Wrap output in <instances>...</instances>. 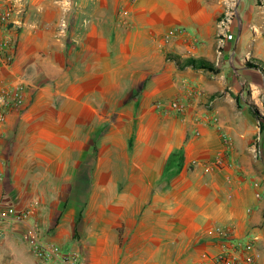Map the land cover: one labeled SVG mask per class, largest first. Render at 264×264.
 <instances>
[{
    "label": "crops",
    "instance_id": "obj_1",
    "mask_svg": "<svg viewBox=\"0 0 264 264\" xmlns=\"http://www.w3.org/2000/svg\"><path fill=\"white\" fill-rule=\"evenodd\" d=\"M224 2L18 0L0 85L23 81L26 95L0 122V206L26 219L1 224L0 245H31L37 229L80 264H213L253 237L264 264V134L225 73L185 64L219 68L232 43L264 67V3L231 41L217 36ZM175 97L183 112L157 105ZM216 155L219 169L193 164Z\"/></svg>",
    "mask_w": 264,
    "mask_h": 264
},
{
    "label": "built area",
    "instance_id": "obj_2",
    "mask_svg": "<svg viewBox=\"0 0 264 264\" xmlns=\"http://www.w3.org/2000/svg\"><path fill=\"white\" fill-rule=\"evenodd\" d=\"M18 0H0V60L9 65L14 58L15 34L22 20L16 14L19 13ZM230 16L219 18L217 22V36L232 38L227 33ZM26 85L23 81L15 83L2 82L0 85V122H4L6 115L11 110H19L25 101ZM163 111L183 112L186 103L180 97H175L164 102H157ZM220 155L211 160L201 162L194 160L193 164L201 165L205 172H210L221 167ZM26 213L18 211L12 206H0V238L3 236L1 224L4 222H23ZM215 231L225 238L227 227L216 225ZM32 235L31 248L40 261V264H80L78 254L64 250L58 244L42 240L37 229H30ZM255 238L250 237L245 241L223 243L220 252L211 256L213 264H260L261 252L256 246Z\"/></svg>",
    "mask_w": 264,
    "mask_h": 264
},
{
    "label": "rangeland",
    "instance_id": "obj_3",
    "mask_svg": "<svg viewBox=\"0 0 264 264\" xmlns=\"http://www.w3.org/2000/svg\"><path fill=\"white\" fill-rule=\"evenodd\" d=\"M262 3H264V0H225L219 18L230 16L227 33H231L233 37H224V39L233 41L236 38L237 31H241L246 17L257 16V11L262 13V7H258V4ZM249 32L251 33V30ZM249 32L244 31L239 36V46H252L254 42L250 40ZM234 50L235 47L231 43L225 52L222 65L215 68L217 71L213 72L225 73V90L235 99L239 109L248 111L250 115L257 118L259 131L264 134V87H262L264 85V67L253 62L249 55H244L241 58L237 56L236 59ZM255 51L256 56H264V50H261V48ZM252 83L259 86L258 92H255L256 97L252 95ZM255 98H258V102L255 101ZM255 141L258 144L259 139H255ZM0 264H40V261L35 256L31 245L17 243L13 238L8 237L7 240L3 238L0 245Z\"/></svg>",
    "mask_w": 264,
    "mask_h": 264
},
{
    "label": "trees",
    "instance_id": "obj_4",
    "mask_svg": "<svg viewBox=\"0 0 264 264\" xmlns=\"http://www.w3.org/2000/svg\"><path fill=\"white\" fill-rule=\"evenodd\" d=\"M185 64L191 65L192 67L195 68H203L208 71H217L210 61L202 58H192V59L189 58L186 60Z\"/></svg>",
    "mask_w": 264,
    "mask_h": 264
}]
</instances>
